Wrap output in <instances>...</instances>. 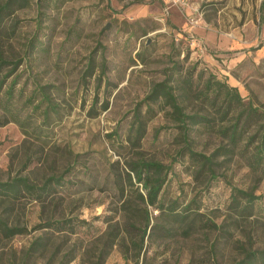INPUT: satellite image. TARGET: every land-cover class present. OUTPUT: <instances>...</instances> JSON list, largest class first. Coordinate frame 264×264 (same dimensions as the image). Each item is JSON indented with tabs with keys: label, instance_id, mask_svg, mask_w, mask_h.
<instances>
[{
	"label": "rangeland",
	"instance_id": "374dc122",
	"mask_svg": "<svg viewBox=\"0 0 264 264\" xmlns=\"http://www.w3.org/2000/svg\"><path fill=\"white\" fill-rule=\"evenodd\" d=\"M28 1L0 27V54L21 59L13 97L4 92L13 75L0 93V180H57L44 201L0 197L8 224L26 227L11 237L0 234V264H234L246 251L263 250L264 176L239 148L217 157L214 178L195 175L181 130L160 104L138 147L118 143L127 145L133 109L171 74V61L200 86L212 76L236 87L245 104L264 112V0ZM90 55L96 66L86 84ZM42 85L58 106L47 122L39 114L45 103L36 110L38 99L30 101ZM184 109L213 112L195 98ZM30 114L26 132L20 122ZM114 130L117 136H108ZM188 134L192 149L206 155L228 143L204 126ZM138 157L169 165L165 202L177 198L179 209L190 202L198 218L215 225L184 231L179 221L155 218L152 207L146 225L144 204L131 188L121 195L111 167L117 161L123 171ZM233 187L259 197L242 215L233 209ZM127 197L132 209L122 204Z\"/></svg>",
	"mask_w": 264,
	"mask_h": 264
},
{
	"label": "trees",
	"instance_id": "16d2710c",
	"mask_svg": "<svg viewBox=\"0 0 264 264\" xmlns=\"http://www.w3.org/2000/svg\"><path fill=\"white\" fill-rule=\"evenodd\" d=\"M28 2V0H5L0 3V27L5 17L11 15L16 8L26 6ZM7 34H13V29ZM32 46V43L28 45V47ZM20 62L21 59L9 60L0 54V93L7 79L14 74ZM171 63V74L163 80L153 83L149 92L133 109L125 139L127 145L122 141H119L118 145L138 147L146 133L148 121L157 113L154 105L160 104L161 108L159 110H163L165 116L177 123V127L181 130L182 140L185 143L184 148L187 150L195 168L193 171L195 175H203L209 179L214 178L216 176V167L219 166V163L216 162L217 157L235 153L236 149L239 148L241 155L246 159L247 165L264 176V112L250 102L245 104L237 88L230 86L225 81L209 76L200 86L195 83L193 73L184 75L177 61H171ZM95 66L94 57L90 55L83 73V79L86 84L89 82V77L95 73ZM100 67L101 69L97 75L98 87L105 74V62L100 63ZM19 77L20 75L18 74L13 75L9 81L4 91L7 98L13 97V86L19 82ZM97 94L93 99L91 108H94L98 100ZM35 98L38 99L36 110L45 103V106L39 111L42 118L41 122H47L52 114H58V106L52 102L50 94L45 90V86H36V91L31 96L30 101L33 102ZM191 98H195L203 104L205 110L210 108L213 112L205 111L203 114L186 112L184 102ZM101 105L102 109H106L108 100L104 99ZM143 105L145 106L144 111L142 110ZM216 115H219L220 122L215 120ZM31 117L32 114L25 121L20 122L21 127L26 132L27 129L24 122H27ZM198 125L216 131L220 136L227 139V145H219L209 155L193 150L188 131ZM116 134L117 131L114 130L108 136H117ZM242 143L243 145L240 146ZM114 163L119 164L117 161ZM114 163L111 167L114 173L115 187L121 195L124 194L127 188L134 190L136 197L144 204V209H140L141 216L146 219V225H149L153 216L148 207L157 210V214L154 215L155 218L163 217L184 224V231L193 229L199 224H206V226H209V224L215 225L214 222L208 223V221L204 222L198 218L199 214L191 209L190 202L183 205V209H179L181 205L177 198L165 202L162 192L167 182L169 165L159 160L138 157L126 161L124 170L120 171L114 167ZM54 180H57V178L52 176L47 177L41 184L31 183L27 177L0 180V197L2 200L15 201L24 195H28L34 200L44 201L53 189L52 183ZM232 189L231 200L233 209L240 215L248 210L249 203L259 198L246 190L237 187ZM129 200V197H127L122 204L127 206L128 209H132ZM243 200L245 201L244 205L241 204ZM54 223H59V221ZM153 226L157 227V229L164 228L161 223H156ZM22 232H26V227L9 225L3 215L0 214L1 235L11 237ZM144 235H146V228L143 230L141 242H143ZM32 247H34V243ZM258 260L261 261V264H264V249L246 251L243 258L234 264H257Z\"/></svg>",
	"mask_w": 264,
	"mask_h": 264
}]
</instances>
